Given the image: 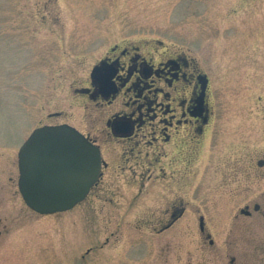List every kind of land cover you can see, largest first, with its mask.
<instances>
[{
	"label": "rangeland",
	"instance_id": "374dc122",
	"mask_svg": "<svg viewBox=\"0 0 264 264\" xmlns=\"http://www.w3.org/2000/svg\"><path fill=\"white\" fill-rule=\"evenodd\" d=\"M123 39L184 45L215 61L234 73L227 97L243 72L249 89L263 82L264 90V0H0V264H264V218L252 211L253 203L264 211V174L255 166L264 156L261 90L247 105L225 98L245 126L223 123L216 143L202 148L201 191L187 182L183 222L162 229L153 221L163 208L158 187L149 193V226L134 221L133 209L119 221L116 207L95 197L48 215L24 204L21 141L46 113L67 111L74 75ZM245 204L249 217L239 213ZM196 212L209 238L192 221Z\"/></svg>",
	"mask_w": 264,
	"mask_h": 264
},
{
	"label": "flooded vegetation",
	"instance_id": "af4514ba",
	"mask_svg": "<svg viewBox=\"0 0 264 264\" xmlns=\"http://www.w3.org/2000/svg\"><path fill=\"white\" fill-rule=\"evenodd\" d=\"M233 74L184 45L119 40L107 45L84 74L74 75L66 95L67 111L46 113L45 121L30 132L65 124L98 150L97 179L75 206L95 197L115 206L119 221L133 209L134 221L149 226L153 219H149V193L158 187L163 208L153 221L169 228L185 221L187 182H195L192 191H201L196 160L202 148L216 143L223 123L245 126L246 117L239 115L235 101L229 106L225 98L236 96L247 105L252 90L264 93L263 82L249 89V77L243 72L244 82L234 83L227 97ZM56 118L60 121H51ZM255 166L264 174V156L255 160ZM252 211L264 218L258 203L252 204ZM239 213L251 216L246 204ZM192 216L199 233L209 238L204 215ZM233 263L232 257L229 264Z\"/></svg>",
	"mask_w": 264,
	"mask_h": 264
},
{
	"label": "water",
	"instance_id": "95a60500",
	"mask_svg": "<svg viewBox=\"0 0 264 264\" xmlns=\"http://www.w3.org/2000/svg\"><path fill=\"white\" fill-rule=\"evenodd\" d=\"M17 170L18 191L31 211L63 212L82 201L97 179L98 150L68 125L41 126L18 149Z\"/></svg>",
	"mask_w": 264,
	"mask_h": 264
}]
</instances>
